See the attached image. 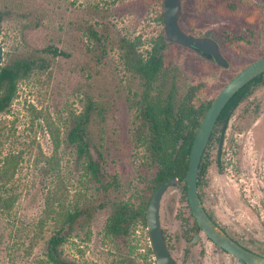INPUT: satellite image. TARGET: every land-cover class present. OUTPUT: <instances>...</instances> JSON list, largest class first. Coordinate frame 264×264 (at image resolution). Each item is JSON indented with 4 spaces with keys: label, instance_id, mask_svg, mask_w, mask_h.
Listing matches in <instances>:
<instances>
[{
    "label": "rangeland",
    "instance_id": "rangeland-1",
    "mask_svg": "<svg viewBox=\"0 0 264 264\" xmlns=\"http://www.w3.org/2000/svg\"><path fill=\"white\" fill-rule=\"evenodd\" d=\"M183 2L184 7L189 3ZM0 10L2 65L19 57L37 60L30 78L19 83L10 111L0 116V264L45 260L56 229L45 214L52 196L83 211L63 246L67 260L154 264L147 225L137 223L125 239L105 237L104 228L114 202H137L145 188L140 174L148 154L137 140L145 129L137 108L143 84L127 69L123 46L132 42L147 56L164 29L162 6L145 9L141 0H0ZM232 22L215 28L234 35ZM49 47L62 55L40 52ZM179 51L173 46L165 51L174 67L167 86L174 82L181 98L203 82L212 86L206 95L210 100L221 70L204 62L195 75L189 67L192 55L179 56ZM90 101V151L100 163V181L87 174L86 162L68 141L73 116ZM257 119L262 125H254ZM217 149L216 141L207 149L202 185L206 208L232 237L264 255V91L234 113L222 151L223 171ZM182 188H170L161 206L175 259L180 264H240L204 234L186 252L195 232Z\"/></svg>",
    "mask_w": 264,
    "mask_h": 264
},
{
    "label": "trees",
    "instance_id": "trees-1",
    "mask_svg": "<svg viewBox=\"0 0 264 264\" xmlns=\"http://www.w3.org/2000/svg\"><path fill=\"white\" fill-rule=\"evenodd\" d=\"M141 4L143 8L150 9L158 5L163 6V0H141ZM159 18L163 22L162 14ZM3 21L4 14L0 10V35ZM94 35L98 41L101 40L96 33ZM169 46L179 48V56H182V53H192L176 43L166 42L163 31L153 43L151 51L147 52L146 57L137 52L136 45L132 42H127L123 46L125 48L123 59L127 69L142 79L143 93L138 100L137 108L145 129L139 131L137 140L145 147L148 161L142 165L140 176L143 177L145 188L140 193L137 202L129 200L113 203L112 212L104 228V236L107 238L125 239L137 223L146 225V212L157 188L169 178L177 177L180 181L184 180L198 128L215 97L232 75V72L221 70L220 79L216 80L213 85L218 88L217 92L210 100L206 99V95L212 86L203 82L191 86L181 98H178L175 83L172 82L167 86L166 78L170 70L174 69L170 66L171 61L166 60L167 53L163 50ZM40 52L62 55L57 49L51 47ZM199 63L201 64V61L195 58H192L189 63L195 75L204 68ZM36 66L37 60L28 56L13 59L6 65H0V116L10 111L18 95L19 83L29 79ZM40 67H45L43 60H41ZM250 86L251 84L245 86L230 100L220 115L219 121L224 120L227 113L240 104L242 94ZM93 107L94 103L90 101L84 112L73 116L68 141L86 162L87 174L89 173L93 179L100 181L101 166L91 154L88 133ZM214 137L215 133L211 141ZM181 141L183 144L180 146ZM208 166L207 156L204 155L199 168V189H201ZM8 206L11 207V205ZM45 209L48 221L56 226V229L47 242L45 260H41L39 264H75L64 257L63 246L72 235L83 211L78 206H65L62 200L55 196L49 198ZM194 225L196 229H199L196 222Z\"/></svg>",
    "mask_w": 264,
    "mask_h": 264
},
{
    "label": "water",
    "instance_id": "water-1",
    "mask_svg": "<svg viewBox=\"0 0 264 264\" xmlns=\"http://www.w3.org/2000/svg\"><path fill=\"white\" fill-rule=\"evenodd\" d=\"M183 13L182 0H164L163 21L164 36L168 43H176L184 48H192L202 53L204 56L215 57L216 62L221 67H227V61L221 54L220 47L211 38H195L187 34L180 24ZM4 56L3 46L0 44V65ZM264 73V57L252 63L241 71L236 77L228 82L211 104L204 116L196 136L193 141L187 175L184 179L187 188V196L192 213L201 230L219 247L224 249L232 256L237 257L242 264H264V256L251 252L226 234L208 215L203 207L198 190V175L200 164L211 138L214 126L221 113L230 100L247 84ZM227 130L224 127L220 150L223 145ZM182 141L180 142V146ZM219 150V151H220ZM220 160V155H219ZM179 178L174 177L164 182L153 194L149 207L146 212L147 230L152 252L157 264H178L168 248L160 218L161 201L167 190L176 185ZM199 237L196 236V240Z\"/></svg>",
    "mask_w": 264,
    "mask_h": 264
},
{
    "label": "flooded vegetation",
    "instance_id": "flooded-vegetation-1",
    "mask_svg": "<svg viewBox=\"0 0 264 264\" xmlns=\"http://www.w3.org/2000/svg\"><path fill=\"white\" fill-rule=\"evenodd\" d=\"M183 1H189L188 5L184 7ZM163 3H164V0H163ZM182 3H183V13H182V17L180 19V24H181V27L183 28V30L187 34L191 35L192 37H195V38H211L214 41H216L220 47L221 54L225 57V59L227 61V67L219 66L216 62L215 57L211 58V57H209V55L204 56L202 53H199L192 48H187V49L192 52L191 55L193 58L201 61L202 64L205 62L206 64L211 65L212 68L216 70V72H218V70H225V71L232 72V75L229 77V79L226 82V84L224 85V87L228 84V82L230 80H232L234 77H236L246 67H248L252 63H254V62H256L259 59L264 57V0H182ZM162 8H163V6H162ZM162 15H163V12H162ZM228 20H233V22L231 24L234 27V35H231L230 33H228L229 31H227L226 29H222V30L219 29L220 30L219 31L215 28L216 25L218 26V28L224 27L223 26L224 23L228 22ZM163 24H164V21H163ZM199 30H201V31H199ZM163 32H164V29H163ZM163 50L166 51L167 48H164ZM231 54L233 55V59L230 56ZM233 60L235 61L236 65L233 64L234 63ZM206 64H203V65H206ZM215 75L217 76L216 73H215ZM219 79H220V76L218 75L216 77V80H219ZM216 80H214V81H216ZM249 84H251V86L246 92H244L242 94V96H241L242 101L240 102V104L237 107L232 108L227 113L226 118L224 120L219 121V118H218V120L214 126L212 135H211V138H212L213 134L215 133V137H214L213 141H211V138H210L208 145L205 149L204 155L207 156V149H209V147L212 145V143L214 141H216L218 143L217 162H218V166H219L220 171H223L222 151H223V148H224V145L226 142V135H227V131L229 129L232 117L234 116V113L236 112V110L241 106V104L246 101V99H249L252 95H260L264 91V73L259 75L254 80H252ZM221 90L219 91V93L221 92ZM218 94H217V96H218ZM246 94H248V95H246ZM244 118H245V114L243 115V117L241 119H244ZM262 123H263V120L257 119L254 122V125H258V124L262 125ZM226 125H227V130H226V134H225V138L223 141L222 148L220 150L219 147H220L221 135H222L223 129ZM218 132L220 133V135L216 138V134ZM182 144H183V142H182ZM204 155H203V157H204ZM219 155H220V160H219ZM204 177H205V175H204ZM181 184H183L182 189H183L184 199H185V201L188 204V207L190 209V215H191V218L193 219V230L195 232V235L189 241L188 247L186 249V252H189V250L201 240V234H204L208 238V240H210L211 242H213V241L204 233L203 230L200 229V227H199V225H198V223H197V221H196V219L192 213V210H191L190 204H189V200H188V196H187L186 183L184 182V180L180 181V179H179V182L170 188L180 186ZM202 185H203V182H202ZM168 190H167V192H168ZM198 190H199V196H200L201 202L203 204V207L206 210V212L208 213V215L211 217V219L226 234H228L235 242H237L240 246H242L243 248H245L251 252H254L256 254L264 256L263 254L257 253L255 251H253L252 249L246 247L245 245H243L239 241H237L224 228H222L219 225V223L214 219L213 215L206 208V205L204 203V196L202 193V186H201V189H199V186H198ZM165 194H164V196H165ZM164 196H163V198H164ZM163 198H162V200H163ZM161 206H162V201H161ZM160 218H161V209H160ZM194 222L197 223L199 229L195 228ZM161 224H162V218H161ZM146 225H147V222H146ZM162 228H163V226H162ZM163 232H164V236H165V239H166V242H167V245H168V248L170 250L171 255L173 256L174 260L178 264H180L175 259L174 255L172 253V250L170 248V245H169V242H168V239H167V236L165 234L164 229H163ZM196 236L199 237L197 240H196ZM213 244L216 245L217 247H219L217 244H215V242H213ZM219 248L223 252L229 254L228 252H226L221 247H219ZM152 254H153V252H152ZM229 255H231V254H229ZM233 257H235V256H233ZM235 258L240 262V264H242L241 261L237 257H235ZM155 264H157L156 260H155Z\"/></svg>",
    "mask_w": 264,
    "mask_h": 264
}]
</instances>
